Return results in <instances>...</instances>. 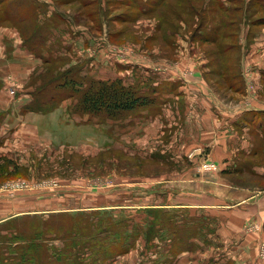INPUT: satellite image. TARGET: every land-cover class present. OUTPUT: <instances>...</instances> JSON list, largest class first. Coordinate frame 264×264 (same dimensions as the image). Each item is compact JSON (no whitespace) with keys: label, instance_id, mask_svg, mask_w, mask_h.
Returning a JSON list of instances; mask_svg holds the SVG:
<instances>
[{"label":"rangeland","instance_id":"obj_1","mask_svg":"<svg viewBox=\"0 0 264 264\" xmlns=\"http://www.w3.org/2000/svg\"><path fill=\"white\" fill-rule=\"evenodd\" d=\"M22 1L33 5L38 15L29 19V10L23 22L13 25L0 11V25H11L9 30L0 26V31L4 30L0 34L1 252L12 242L25 245L27 251L35 241L42 243L36 259L51 264L47 253L64 249L71 242V233L80 230L87 232L84 244L92 249L90 256L80 260L82 264H264V223L256 219L264 173L240 175L231 169L224 179L239 187L236 196L240 204L222 206L225 208L217 209L215 217L195 208H156L151 212L144 208L152 201L178 200L163 189L167 183H191L206 176L216 180L223 174V159L221 164L210 159L212 147L198 145L192 137L191 119L179 118L174 103L217 101L226 114L240 101L264 103V25L248 24L264 17V0H215L218 11L230 6L240 12L226 15L225 20L234 21V26L218 25L217 15H200L196 23L204 25V31L195 40L191 39V5L185 8L188 13L181 14L185 0H170L161 12L159 5L144 12L143 0ZM193 1L200 4L205 0ZM18 3L8 0L5 5L23 14L27 7H17ZM247 3L250 7L242 14ZM178 8V15L174 14ZM211 19L218 25V43L226 50L228 47L225 56L231 59L224 66L207 55L211 46L201 44L204 36L211 37ZM35 27V39L46 37L47 41L26 50L21 46L22 38L25 42L22 31ZM51 56L53 75L71 69V75L87 82L110 83L119 78L150 101L129 113L120 112L117 118L82 113L77 109L80 94L67 99L60 96L55 104L37 111L35 104L45 107L54 96L51 88L42 93L38 90L42 78L52 75L44 59ZM193 68L201 75L194 77ZM177 78H184L188 85V80H196L198 86L180 93L175 86ZM23 95L31 100L29 105L18 102ZM25 106L33 109L25 110ZM17 119L19 125L12 126ZM258 139L257 145L264 151V138ZM258 164L264 168V155L258 157ZM27 197H38L36 207L31 209ZM90 205L101 209L96 211L133 219L143 229L149 218H159L161 224L154 230L163 229L167 236L148 245L142 234L138 239L122 235L111 242H95L92 236L99 230L91 229V218L86 216L95 209ZM242 205L248 206L243 209ZM248 214L254 219L233 229L237 222L233 217ZM109 228L110 224L105 226ZM174 233L179 234V240L173 249L168 247V235ZM240 236L247 239L242 242ZM125 241L136 244L129 254L114 262L99 263L106 258L95 261L101 257H96L97 245ZM15 252L22 258L20 248Z\"/></svg>","mask_w":264,"mask_h":264},{"label":"trees","instance_id":"obj_2","mask_svg":"<svg viewBox=\"0 0 264 264\" xmlns=\"http://www.w3.org/2000/svg\"><path fill=\"white\" fill-rule=\"evenodd\" d=\"M4 0H0V4ZM144 3L141 4V8L144 12L149 11L151 8V5H159V12L162 11V9L166 6H169L170 0H143ZM228 1V0H226ZM215 0H205L202 3H195L193 0H185L182 6L183 12L181 14H186L188 12H184L187 9H189L188 5H191L190 11L191 16L194 21L193 30L191 32V39L195 40L196 36L201 33L203 34L204 31V25H198L196 22L200 19L201 16L206 15H217L219 19L218 25H222V22L234 26V21L231 20H225L227 19L226 15L231 14H237L239 15L240 12L236 11L235 8L231 9L230 6H228L227 11H218V8L216 6ZM17 3V2H16ZM17 7H27V10L22 14L17 10H12L11 5L6 6L3 4V7L1 6L0 11L2 12V18L6 19L5 21L12 23L13 25L18 22H23L24 18L27 16L29 10H30V17H33L36 15V11L33 5L28 6L24 5L22 0H19ZM165 7V8H166ZM178 7V6H177ZM249 3L245 5V8L242 12L246 13V11L249 9ZM186 8V10H185ZM179 8L174 9L173 13L178 15ZM23 15V16H22ZM38 15V14H37ZM195 18H193L194 16ZM236 15V16H237ZM37 18V17H36ZM259 19H256L252 22H249L248 24L253 27H258L261 25H264V17L261 16ZM210 21V20H209ZM212 21V22H211ZM210 21L209 26V33H211V37H208L207 35L204 36L203 42L201 44H206L207 46H211L213 49H208L209 53L207 52V55L211 57V59H216L217 62H220L222 66L226 65L227 59H231L230 57H226L225 55H228V47L227 50L223 48V44L219 41L217 27L218 25L214 23L213 19ZM161 21H159L160 23ZM261 22V23H260ZM9 23V24H10ZM187 24L186 22H184ZM25 27V25H22ZM18 27V26H17ZM19 28V27H18ZM192 29V28H191ZM190 29V30H191ZM215 30L214 33H212V30ZM207 30V29H206ZM37 28L35 27L34 30H30L29 28H26V32L22 31L23 36L25 37L24 46L29 49H36V44L40 45L41 42H46V37H40L36 38ZM194 31V32H193ZM180 33V32H179ZM26 34V35H24ZM208 34V32H207ZM178 36V34H177ZM176 36V37H177ZM230 46H232L231 43H229ZM234 50V47H233ZM45 64H52L54 60V57H45ZM57 60V59H56ZM211 60H209L210 62ZM212 62V61H211ZM50 66V73L51 68ZM47 66V67H48ZM71 69L67 70H61L62 72H58L57 74L52 75L50 77L44 76L42 78V84L39 86V93H42L44 91H47V88H51L54 91V96L51 97L50 103L46 105L45 107H41L39 104H35L33 107L37 111H41L44 108L50 106L51 104H55V100H57L58 97L62 96L63 99L70 98L71 96H75L76 94H80L81 100L79 102V105L77 106L82 113H89L92 115H97L102 118L106 117H113L117 118L120 114V112L129 113L130 111H133L134 109L143 107L147 105L150 101V99L141 94H137L135 87L133 86H127L122 83L121 79H115L112 82L108 83L103 80L94 81L89 80L88 82L86 80H82V78H78L76 75H71ZM211 72V71H210ZM30 106H25L26 109H33ZM54 109V106H52ZM264 115V113H262ZM147 212H151L150 209H156V208H146ZM101 209H93L89 210V212H86V216L91 218V229H98V233L94 234L92 236V239L96 242L98 239L99 241H107L111 242L116 239H118L120 236H125L126 238H135L138 239L139 236L142 234L143 239L146 241L145 244L148 245L149 243H157L160 239L165 238L167 235H163L164 231L161 229V232L154 230L155 225H159L160 219L153 217L152 220L149 218L147 222L144 224V229L139 225L138 222H134L133 219H123L120 214L115 216L114 214L110 212H104V211H96ZM114 215V216H111ZM106 217V218H105ZM109 217H114V219L111 220ZM110 219L107 223H109L112 229H105V226L109 225L105 222ZM123 219V220H122ZM166 221V220H165ZM170 222L174 223V219L169 220ZM177 220H175L176 222ZM122 231H124V234H122ZM191 231V230H189ZM87 232L84 231H73L71 233V242L69 245L66 244L64 249H55L53 251H49L48 256L50 257L52 263L51 264H82L83 258H87V256H90L92 252L90 250L91 247H87L84 244V239H86ZM146 237V239L144 238ZM179 234L174 233L168 235V247L175 248L178 239ZM152 241V242H151ZM132 241H125L122 244H119L117 242H113L112 245H107L102 247V243L100 245H97L96 248H98L99 252H95L96 257L101 256L100 259L95 260L102 261L103 258H106L105 262H99V263H106V262H114L118 260L119 258L129 254L132 250L134 245V242ZM34 246L31 247L29 250L27 248V251L24 250L26 247L25 245H21L19 247L18 244H14L13 242L9 244L6 251L0 250V264H40L38 258L40 246L42 243L35 242ZM28 245V244H27ZM20 248L22 258L20 256L19 252H15L17 249ZM95 249V248H93ZM115 250V251H114ZM113 252V253H112ZM13 255L17 258H14ZM14 258V259H13ZM108 258V259H107Z\"/></svg>","mask_w":264,"mask_h":264},{"label":"crops","instance_id":"obj_3","mask_svg":"<svg viewBox=\"0 0 264 264\" xmlns=\"http://www.w3.org/2000/svg\"><path fill=\"white\" fill-rule=\"evenodd\" d=\"M7 1L8 0H4L2 3L6 4ZM2 3L0 4V8L3 5ZM0 26H5L7 27L5 30H9L8 28L11 25L7 23ZM2 32H4V30H1L0 34H2ZM6 33L7 32L4 34ZM21 35L22 34L19 36ZM5 40H7V38H5ZM22 41V48L27 50V48L23 46V38ZM193 69L194 77L201 75V71L197 72L195 68ZM197 78L199 80V77ZM188 83L189 85L185 84L184 78L175 79L176 89L180 93H182L183 89L186 87L198 86L196 80H188ZM27 97L28 96L24 95L20 96V101L18 102L29 105L31 100ZM173 105L177 109L176 114L179 118L191 119L189 125L193 127L192 137L199 143L197 144L209 145L212 147V156L210 159L220 164V159H223L221 165L223 174L216 180L206 176L194 179L191 183H167L163 186V189L167 193L172 195L175 194L178 200L187 198L189 201L177 200L174 202L167 201L166 203L162 200H159V202L152 201L149 203L148 207L144 208H195V211L203 210L207 214L215 217L217 209L225 208L222 206H227L230 203L240 204L238 201L239 196H236V189L239 187L227 183L224 179L227 175H230L229 172L231 169L240 175H252V173L258 172L264 173L263 165L258 164V157H262L264 151L257 145V142L260 140L258 138H264V133L263 131L256 132L262 129L264 130V115L262 114L264 113V103L253 102L251 104L247 101H240L239 106L233 108V112L230 114L222 112V105L217 101L211 100L184 102L180 105L174 103ZM35 119H37V117L29 119V121H34ZM86 120H89L88 116ZM19 123L17 119L12 123V126L19 125ZM255 124H258V128L255 127ZM31 127L33 131L36 127L35 135H38L39 130L35 123H32ZM231 174L234 175L233 172H231ZM133 186L134 189H141L139 185ZM260 198L262 199V203L261 205L259 204L260 207L257 210L256 219L264 223V191ZM26 200H30L32 205L31 209L36 207L35 204L39 201L38 197H27ZM1 204L2 203H0V205ZM247 206L248 205H242V208L246 209ZM89 208L97 209L98 206L90 205ZM35 210H39L38 207ZM233 219L237 221L236 227L233 228L236 230L239 225L244 226L246 221L254 218L248 214L246 216L233 217ZM201 233L202 229L198 234L201 236ZM245 239L242 236L239 237V240L242 242Z\"/></svg>","mask_w":264,"mask_h":264}]
</instances>
